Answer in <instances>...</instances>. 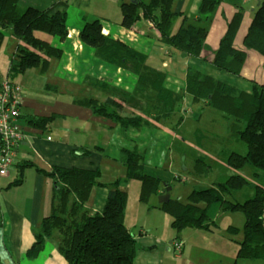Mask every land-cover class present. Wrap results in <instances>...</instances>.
Returning <instances> with one entry per match:
<instances>
[{"label": "crops", "instance_id": "1", "mask_svg": "<svg viewBox=\"0 0 264 264\" xmlns=\"http://www.w3.org/2000/svg\"><path fill=\"white\" fill-rule=\"evenodd\" d=\"M55 1L16 0L20 7L30 6L39 10L50 8ZM117 1L119 0H100L107 8L106 13L74 14L72 20L69 18L68 5L66 37L62 40L59 36L44 37L51 46L61 50L59 58L49 60V67L45 72L36 68L28 69L17 76L10 74L19 40L12 34L11 29H4L0 58L8 59L0 63V83L7 78L19 82L22 86L17 123L22 129L23 139L18 143L16 162L7 175H0L2 264H52L55 260L57 264H66L58 253V242L51 244L49 239L45 241L37 257L29 259L26 255L34 242V233L38 230L41 219L52 212L54 184L46 175L52 168L99 170L97 180L102 185L92 188L85 207L91 212H100L109 193L105 184L120 179L119 186L126 191L132 181H135L124 178L122 150L137 151L141 156L144 173L149 174L145 163L147 151L152 155H168L175 149L177 142L184 145L188 138H194L195 129L188 127V121L200 120L204 109L212 107L207 106L204 100H194L187 92V74L190 69L199 70L204 75L232 86L246 83V91L251 89L253 81L261 83L264 80V56L254 51L249 52L241 75L236 76L238 82L233 84L226 81L227 77H231L230 73L218 70L210 63L228 22L237 11L243 13V19L233 44L236 47L243 46V38L256 10L257 0H220L209 18H199L201 0H174L173 12H182L190 22L207 29V49L200 57L184 55L163 42L152 23L145 19L138 21L132 29L122 27L120 21H106L104 24L106 16H110L108 5ZM95 20L101 23L103 35L119 40L141 53L149 70L163 73L162 82L159 83V76L156 77L153 73L146 79L147 86L144 87L145 82L141 83L136 73L98 58L95 49L83 43L79 37L85 23ZM138 23L140 24L137 26ZM180 24V18L176 17L172 22L171 32L176 31ZM160 84L167 90L183 96L179 110L169 113L162 111V103L156 96ZM88 98L99 102H104L107 98L120 100L122 110L119 114L124 117H141L143 123L139 127L129 126L123 129L113 117L96 114L91 107L86 106L83 102ZM196 104L202 108L194 113L195 117H191L188 112ZM206 113L212 114V111ZM212 115L218 116L225 122V126L227 125L221 113ZM38 119H50V123L36 124ZM180 150L181 154H185L184 150L188 149ZM111 163L117 164V168L109 174ZM174 176L180 178L176 174ZM101 177L104 178L99 179ZM166 184L168 183L164 186L160 184L159 194L165 192ZM47 212L49 214L44 215ZM215 212L219 215L217 210ZM226 227L221 247L234 252V241L232 236L227 234ZM201 231L204 232L199 234L198 239L211 240L213 231L191 229L190 233ZM152 235L141 227L138 235L134 236L135 263L205 264V261L210 260L204 251L200 252L194 245H189V242L188 248H184L183 243L181 253H177L174 249L175 242H178L176 237H173L169 244L167 241L162 244L159 237ZM214 254L222 256L219 250ZM226 257L228 258V255ZM234 260L233 263L225 264H234ZM214 264H217L216 260ZM259 264H264V261Z\"/></svg>", "mask_w": 264, "mask_h": 264}, {"label": "trees", "instance_id": "2", "mask_svg": "<svg viewBox=\"0 0 264 264\" xmlns=\"http://www.w3.org/2000/svg\"><path fill=\"white\" fill-rule=\"evenodd\" d=\"M173 1H121L120 25L132 29L138 21L145 19L152 23L160 39L169 46L184 55L202 56L207 49V29L190 22L182 12H173ZM219 1L201 0L199 18H209ZM67 9L68 0H56L45 10L20 7L16 0H0V47L4 29H11L19 40L10 66L12 76L36 68L45 72L49 60L61 56V50L51 46L38 33L64 39L67 35ZM176 17L180 18L181 24L176 31L171 32ZM242 19L241 11L233 14L210 59V63L218 70L236 76L241 75L250 51L264 56V0L259 2L254 11L243 38V46L236 47L233 42ZM101 29V23L95 20L85 23L79 33L80 40L93 47L98 58L136 73L139 81L145 82L144 87L147 86L146 79L153 73L159 76L158 82H162L164 74L149 70L141 53L119 40L103 35ZM186 90L194 100H204L207 106L216 109L229 120L228 126L245 146V153H229L227 165L237 170L245 165L258 169L256 175L263 178V184L255 185L253 195L244 201L225 199L226 193L231 194L248 183L244 176L236 173L228 176L225 181L215 183L213 187L193 190L185 202L170 199L158 204V207L171 215L172 227L178 232L184 227L212 231L216 223L209 221L207 209L214 203L219 204L218 208L222 212L241 211L245 217L241 230L243 237L241 240L232 237L237 244L236 260L264 259V80L261 83L253 81L251 89L246 91L215 80L199 70L190 69ZM156 96L160 98L162 111L168 113L179 110L183 100L181 94H175L161 84ZM120 102L110 98L104 102L88 98L83 103L96 114L113 117L123 129L141 126V117H124L119 114L122 110ZM47 123H50V119H38L36 122L43 125ZM121 162L125 168V180L140 182V201H146L151 195H159L161 180L144 173L141 156L137 151L122 150ZM46 175L54 184L52 212L41 219L34 233V242L26 254L29 259L37 257L45 241L57 232L58 253L66 264H137L134 261L136 241L124 224L127 193L119 186L120 179L105 184L109 193L104 207L100 212H91L85 204L92 188L102 185L97 180L99 170L54 167ZM226 231L231 236L240 232V229L228 225Z\"/></svg>", "mask_w": 264, "mask_h": 264}, {"label": "rangeland", "instance_id": "3", "mask_svg": "<svg viewBox=\"0 0 264 264\" xmlns=\"http://www.w3.org/2000/svg\"><path fill=\"white\" fill-rule=\"evenodd\" d=\"M121 1L126 0H119L108 5V13L110 16H106V19L104 18V24L107 23L106 21L117 23L121 20L119 9ZM68 5L69 18L71 20L74 18V14H103L107 11V8L104 4L100 3V0H68ZM139 24L140 23H138L137 26ZM38 35H40V37L42 36V38L49 36L40 32ZM7 59L8 58L5 57L0 58V63H3L4 60L7 61ZM229 76L231 77L226 78L227 83L233 84L238 82L236 75L233 76L230 74ZM245 84L246 83L233 85H237L238 88L240 87V89H244ZM199 108L200 105L196 104L191 111L188 112V115L195 117L194 113L199 111ZM208 111H212V114L220 113L216 109L205 108L200 120H191L192 122L188 121V127H194L195 129L194 138H188L184 145H182L181 142H177L172 153H169L168 155H152L147 151L145 156L146 170L149 174L161 178V186L168 183L166 185L167 187H170V199H177L183 202L187 201L188 194L193 190L213 187L215 183L225 181L228 176L238 173L244 176L248 183L231 194L226 193L224 197L231 201H244L253 195L255 185L263 184V178L256 175L259 170L250 165H245L238 170L227 165L226 159L229 153L231 151L245 153V146L233 134V131L229 127V120L225 119L227 122V125L225 126V122H222L218 116L215 117L212 114L206 113ZM181 148H186L188 150H184L185 154H181V152H179L181 151ZM158 154H161V152H158ZM115 168H117V164L111 163L109 174H112L113 171H115ZM175 174L180 178H175ZM103 178L104 177H101L99 179ZM139 184L140 182L137 180L132 181L131 185H129L130 187L126 190L127 201L124 224L134 236L138 235L139 230L142 227L145 231L151 232L153 234L152 236L159 237L162 244H164L165 241L169 244L171 239L176 237L179 243L175 242L174 249L176 252L177 250H180V253L183 243L185 245L184 248H188L189 242V245H194L200 250V252L204 251L203 253L210 257V260L204 262L205 264H214V260H216L217 264L221 261L223 262L222 264L233 263L234 259V264H237V262L238 264H259L264 261V259L236 260V257L234 258L237 250L236 242L233 243L235 247L234 252H231L229 248L221 247V240L225 234L224 228L228 225L238 227L240 232L232 234L231 236L236 240L242 239L243 236L241 230L244 225L245 217L241 211L222 212L218 208V203L212 204L209 208L207 207V217L209 221L216 223L215 228L212 230L214 234H212L211 240L198 239L199 234H202L204 231L190 233L191 229H203L184 227L178 232L172 227L171 215L158 207V195H151L146 201H140ZM216 210L219 215H216ZM47 214L49 213L47 212L44 215ZM57 236L58 234L55 232L50 237L49 240L51 244L57 242ZM217 250H219V253H221L222 256H215L214 253ZM227 255L228 258L226 257ZM204 260H207V258H204ZM52 264H57L56 260Z\"/></svg>", "mask_w": 264, "mask_h": 264}, {"label": "built area", "instance_id": "4", "mask_svg": "<svg viewBox=\"0 0 264 264\" xmlns=\"http://www.w3.org/2000/svg\"><path fill=\"white\" fill-rule=\"evenodd\" d=\"M65 1V0H63ZM21 85L7 78L0 83V175H7L16 162L17 147L23 132L17 123L21 104ZM179 243V242H178ZM180 249V248H179ZM180 250H177L179 253Z\"/></svg>", "mask_w": 264, "mask_h": 264}, {"label": "water", "instance_id": "5", "mask_svg": "<svg viewBox=\"0 0 264 264\" xmlns=\"http://www.w3.org/2000/svg\"><path fill=\"white\" fill-rule=\"evenodd\" d=\"M260 1L261 0H257V5L259 4ZM169 190L170 187H166L165 192L158 195V204L166 203L170 200Z\"/></svg>", "mask_w": 264, "mask_h": 264}]
</instances>
